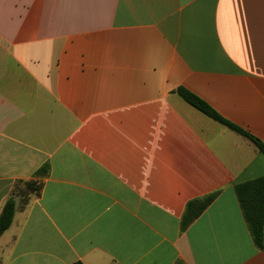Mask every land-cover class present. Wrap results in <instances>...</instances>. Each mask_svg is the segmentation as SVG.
I'll return each instance as SVG.
<instances>
[{"label":"crops","instance_id":"obj_1","mask_svg":"<svg viewBox=\"0 0 264 264\" xmlns=\"http://www.w3.org/2000/svg\"><path fill=\"white\" fill-rule=\"evenodd\" d=\"M181 87L264 143V0H0V264H264V155Z\"/></svg>","mask_w":264,"mask_h":264},{"label":"trees","instance_id":"obj_2","mask_svg":"<svg viewBox=\"0 0 264 264\" xmlns=\"http://www.w3.org/2000/svg\"><path fill=\"white\" fill-rule=\"evenodd\" d=\"M176 93L185 102L207 117L229 128L238 135L250 140L264 155V143L260 139L245 131L238 125L223 118L208 103L189 90L181 87L177 89ZM26 187L28 190H40V186H37L34 183H26ZM235 193L256 247L259 250H264V177H259L237 185L235 187ZM215 197L216 195H211L205 197L204 199L190 202L187 205L182 218V229H186L192 222H194L214 201ZM15 207V199L11 197L6 202L0 216V237L11 226L15 214ZM176 264L184 263L182 261H178Z\"/></svg>","mask_w":264,"mask_h":264},{"label":"rangeland","instance_id":"obj_3","mask_svg":"<svg viewBox=\"0 0 264 264\" xmlns=\"http://www.w3.org/2000/svg\"><path fill=\"white\" fill-rule=\"evenodd\" d=\"M16 192L21 198L26 197L29 193L27 187H24L21 184L17 185V191Z\"/></svg>","mask_w":264,"mask_h":264}]
</instances>
